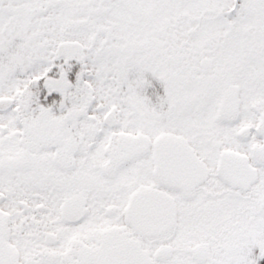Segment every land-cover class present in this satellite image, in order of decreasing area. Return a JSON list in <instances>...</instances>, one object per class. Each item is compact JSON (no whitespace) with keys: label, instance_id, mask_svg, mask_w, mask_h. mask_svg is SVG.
Masks as SVG:
<instances>
[{"label":"snow or ice","instance_id":"1","mask_svg":"<svg viewBox=\"0 0 264 264\" xmlns=\"http://www.w3.org/2000/svg\"><path fill=\"white\" fill-rule=\"evenodd\" d=\"M0 264H264V0H0Z\"/></svg>","mask_w":264,"mask_h":264}]
</instances>
